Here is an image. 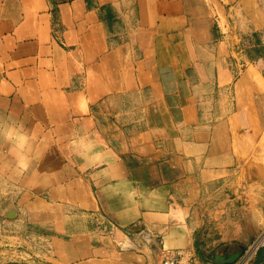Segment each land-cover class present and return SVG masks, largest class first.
<instances>
[{
	"label": "crops",
	"instance_id": "obj_1",
	"mask_svg": "<svg viewBox=\"0 0 264 264\" xmlns=\"http://www.w3.org/2000/svg\"><path fill=\"white\" fill-rule=\"evenodd\" d=\"M90 2L0 0V243L32 264H152L120 249L141 232L199 254L200 238L250 244L264 228V0Z\"/></svg>",
	"mask_w": 264,
	"mask_h": 264
},
{
	"label": "built area",
	"instance_id": "obj_2",
	"mask_svg": "<svg viewBox=\"0 0 264 264\" xmlns=\"http://www.w3.org/2000/svg\"><path fill=\"white\" fill-rule=\"evenodd\" d=\"M236 51L241 53L243 51L242 41L236 39ZM152 231V230H151ZM152 235H146L144 232L137 234V240L131 241V243L120 244L121 250H138L142 252L147 261L152 264H228V263H216L207 262L202 256L195 250L190 249H170L164 244L163 238L155 231H152ZM152 239H156L154 243ZM135 242V244H134ZM264 249V228L262 232L248 245L246 253L233 264H256L254 262L256 254Z\"/></svg>",
	"mask_w": 264,
	"mask_h": 264
},
{
	"label": "water",
	"instance_id": "obj_3",
	"mask_svg": "<svg viewBox=\"0 0 264 264\" xmlns=\"http://www.w3.org/2000/svg\"><path fill=\"white\" fill-rule=\"evenodd\" d=\"M247 251V244L236 243V245H227L222 249H217L215 253L211 254L204 250L200 245V254L207 262L228 263L233 264L237 262Z\"/></svg>",
	"mask_w": 264,
	"mask_h": 264
},
{
	"label": "rangeland",
	"instance_id": "obj_4",
	"mask_svg": "<svg viewBox=\"0 0 264 264\" xmlns=\"http://www.w3.org/2000/svg\"><path fill=\"white\" fill-rule=\"evenodd\" d=\"M236 229V228H235ZM238 230V228L236 229ZM247 234V231H244ZM6 239V220L2 221L0 219V241H4L2 238ZM200 244L202 245V247L204 248V250H206L203 242H202V238H200ZM218 246H216L215 248H207L208 250H206L207 252H211L212 254L215 253V251L219 248L222 249L224 246L223 245H236L235 243L232 244H217ZM222 245V246H221ZM249 244H247L248 247ZM209 247V246H208ZM257 257V256H256ZM255 262H257V259L255 258ZM0 264H32V261L29 259H23L20 256H17L15 254H13V256L7 252L6 250V244H3V242L0 243ZM37 264V263H36Z\"/></svg>",
	"mask_w": 264,
	"mask_h": 264
},
{
	"label": "trees",
	"instance_id": "obj_5",
	"mask_svg": "<svg viewBox=\"0 0 264 264\" xmlns=\"http://www.w3.org/2000/svg\"><path fill=\"white\" fill-rule=\"evenodd\" d=\"M86 1L88 3V6H90V3H91L90 0H86ZM22 233H25L29 237H34V236L50 237V236L55 235L54 230L50 226L35 225V224H31V225L26 226L25 231H23ZM254 262H255V260H254Z\"/></svg>",
	"mask_w": 264,
	"mask_h": 264
},
{
	"label": "clouds",
	"instance_id": "obj_6",
	"mask_svg": "<svg viewBox=\"0 0 264 264\" xmlns=\"http://www.w3.org/2000/svg\"><path fill=\"white\" fill-rule=\"evenodd\" d=\"M5 137L9 140L14 141V143L18 149H23L25 144L27 143V139H28L24 133H22L16 129H13V128H9L7 133H5ZM20 166L22 168L27 167V165L23 159H21Z\"/></svg>",
	"mask_w": 264,
	"mask_h": 264
}]
</instances>
